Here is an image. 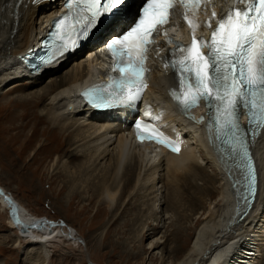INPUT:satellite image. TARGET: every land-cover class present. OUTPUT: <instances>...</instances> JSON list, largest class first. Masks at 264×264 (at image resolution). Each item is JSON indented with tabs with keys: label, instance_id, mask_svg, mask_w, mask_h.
Returning a JSON list of instances; mask_svg holds the SVG:
<instances>
[{
	"label": "bare ground",
	"instance_id": "obj_1",
	"mask_svg": "<svg viewBox=\"0 0 264 264\" xmlns=\"http://www.w3.org/2000/svg\"><path fill=\"white\" fill-rule=\"evenodd\" d=\"M216 1L217 7L221 8L231 0ZM62 3V0H0V104L6 100L7 105L21 106L26 112L21 114L19 111V117L34 114L37 125H45V132L50 131L64 138V156L56 155L51 164L53 171L67 170L71 205L74 206L77 197L84 199V193H88L87 188L91 187L93 191L88 202L90 205L99 203L100 206L94 218H100L104 208L108 212L114 210L111 214L107 213L116 218L123 209L124 194H127L128 210L139 212V237L142 242L146 237L157 239L168 220H171L168 228L179 226L176 221L178 224L173 225V217L179 216L184 221L198 219V228L182 259H167L164 264H264V128L259 134L248 133L258 170L256 201L248 211V208L239 207L244 196L242 187L248 182L247 172L241 170L243 161L233 158L222 135L218 138L215 109L210 113L206 105H200L187 114L177 109L171 95L172 90L177 89L173 88V75L155 58L156 52L162 55L168 52L169 47L163 41L157 44L152 54L149 101L159 111L163 123L181 136L183 148L178 154L168 152L163 146L137 143L124 117L126 113L114 112L111 113L113 116H109L110 113L90 111L79 100L78 89L91 79H98L104 70L105 53L99 51L98 44L66 54L58 62L36 72L31 73L25 67L19 59L21 54L34 50L36 46L38 48ZM132 10L133 6L129 11ZM175 21L180 28L170 27L171 37L189 38L180 18ZM115 31L116 28L105 27L97 39L103 42ZM18 92L21 95L17 98H9ZM201 117L203 122H198ZM239 124L247 130L244 117L240 118ZM19 128V136L26 134L24 125ZM77 162L83 170L76 177L73 167ZM71 164L74 166H69ZM64 191L61 190L59 196ZM79 191L81 195H77ZM40 193L39 196L45 194L43 191ZM238 197L239 200L236 199ZM7 200L6 195V204L9 205ZM11 209L16 213L13 217L23 221L30 238L32 232L39 233L35 240L19 241L21 245L18 248L29 243L23 251L25 264H44L49 257L47 244L55 238L54 235L51 237V221H38V225H49L44 230L36 227L39 230L31 231L35 227L29 226L28 229L26 224L33 218L22 217V211L17 207ZM169 212L173 214L167 217ZM123 213L126 211L121 213L120 219L126 215ZM12 224L8 227L14 232L17 228ZM181 229L178 227L172 231V238L177 239L174 243L182 239L177 235ZM73 233L72 239L80 238L78 233ZM7 236L15 239L12 235ZM164 238L154 240L150 247H143V251L150 254L160 251L167 244ZM17 243L15 239L13 244ZM2 245L6 246V235L0 237V249ZM165 250L166 254L170 251L173 254L182 253V248L172 247L169 252ZM163 251L160 259L163 258Z\"/></svg>",
	"mask_w": 264,
	"mask_h": 264
},
{
	"label": "snow or ice",
	"instance_id": "obj_2",
	"mask_svg": "<svg viewBox=\"0 0 264 264\" xmlns=\"http://www.w3.org/2000/svg\"><path fill=\"white\" fill-rule=\"evenodd\" d=\"M83 4V21L79 29L74 27L75 39L71 47L90 38L102 24L111 28L125 25L122 32L113 36L106 46L117 58L114 71L121 73L122 86L127 88L125 102L135 101L141 94L144 67L147 59V45L156 30L168 24L171 9L177 0H143L141 7L131 20H125L124 9L129 0H74ZM187 11H198L201 4L210 0H179ZM245 8L230 9L217 19L210 40L198 39L194 32L191 44L187 47L177 44L181 57L168 61L165 67L179 72V90H172V98L184 114L198 107L204 101L209 112L215 109V122L218 138L222 135L224 143L233 154L249 157L248 146L239 124L241 108L249 115V127H264V0H234ZM216 17V12H212ZM67 19L65 16L64 20ZM184 21L192 26V21L184 16ZM64 21H60L63 23ZM197 27L199 25H196ZM205 27L211 28V21ZM164 35H167L165 32ZM169 42L172 41L169 39ZM207 48V54L203 49ZM65 50H69L65 45ZM175 55V52L171 53ZM140 87L137 88L136 84ZM128 85H132L128 87ZM97 107L108 106L98 103ZM195 119L194 117H191ZM203 122V117L200 121ZM138 138L156 139L157 143L173 147L163 133L150 124L136 123ZM250 159V157H249ZM248 178L254 192L255 174L248 164Z\"/></svg>",
	"mask_w": 264,
	"mask_h": 264
},
{
	"label": "rangeland",
	"instance_id": "obj_3",
	"mask_svg": "<svg viewBox=\"0 0 264 264\" xmlns=\"http://www.w3.org/2000/svg\"><path fill=\"white\" fill-rule=\"evenodd\" d=\"M19 95L21 94L18 92L10 95L9 98H17ZM19 111L22 114L26 112V109L24 110L21 106L16 107L12 104L7 105L6 100H3L0 104V190L2 191L0 192V237L6 235V246L2 245V250L0 249V264H25L26 259H24L23 251L29 243L25 244L26 246L23 248L17 246L21 245L22 241L35 240L39 235L37 232H32L31 238L29 237L25 231L26 227L23 221H17V217H13L16 213L13 210L14 208L11 209L12 206L8 200L9 205L6 204V195L22 211V214L20 212L22 217L26 215L27 218H33L31 222L29 221V224L32 225L26 224L27 228L29 226L35 227L30 229L31 231L36 230V227L44 230L49 225V223L38 225V221H51V237L54 235L55 238L47 244L46 249L49 257L44 264H164L163 262L167 259H182L185 251L189 249L198 228V219L184 221L179 216L173 217V225L178 224L175 223L176 221L179 222V226L168 228L171 225V220H168L164 229L160 230L162 232L159 233L157 239L146 237L142 242L141 237H139L141 225V221L138 219L139 212L128 210L129 199L126 198L127 194H124L123 209L116 218L108 216V213L111 214L114 210L111 209L108 212L107 208L103 209L104 214L100 218H94L100 206L99 203L90 205L88 202L89 194L91 195L93 191L91 187L87 188L88 193H84V199L75 198L74 202H76L72 206L69 196L70 190H67L70 181L66 176L67 170L53 171L51 164L56 155L64 156V138L50 131L45 132V125H37L34 114L19 117ZM22 125L25 126L24 133L26 134L19 136V126L22 127ZM51 150L53 151L50 152ZM78 164L77 162L75 166L74 164L69 165L74 166L73 170L76 177L83 170L77 166ZM80 165L83 166V164ZM39 190L45 192V194L39 196L41 194ZM61 190L65 191L63 195L59 196ZM80 192L77 195H81ZM85 196H87V199H85ZM124 199H127L126 203H124ZM85 209L87 211L83 214ZM123 211H126V213H123L126 214V217L120 219L119 217ZM199 211H203V209H199ZM171 214L173 213L169 212L166 216L170 217ZM11 223L17 228L14 232L10 231V227H8ZM15 223L19 226H16ZM162 225H164V220ZM178 227L182 228L181 233L177 234L180 235L178 238L182 239L174 243V240L177 241V239L172 238L171 234ZM73 232L78 233L80 238L72 239L71 234H75ZM7 235L15 237L18 243L14 245L13 241L15 239L8 238ZM163 236H165L163 240H167V244L161 247L160 251L157 250L154 254L143 251V247H150L152 242ZM172 247L182 248L180 250L182 253L173 254L171 251L169 252ZM163 249V258L160 259L159 255ZM165 249L169 253L166 254Z\"/></svg>",
	"mask_w": 264,
	"mask_h": 264
},
{
	"label": "water",
	"instance_id": "obj_4",
	"mask_svg": "<svg viewBox=\"0 0 264 264\" xmlns=\"http://www.w3.org/2000/svg\"><path fill=\"white\" fill-rule=\"evenodd\" d=\"M247 177H248V173H247ZM247 186H248V189L246 190V194H245L244 198H245V202L247 203V205H250V203L252 202V197L251 196L253 195V192L250 191L249 185H246V187ZM7 199H8V201L10 203H12V207L13 206L16 207L15 202L12 201V199L10 197H7Z\"/></svg>",
	"mask_w": 264,
	"mask_h": 264
}]
</instances>
